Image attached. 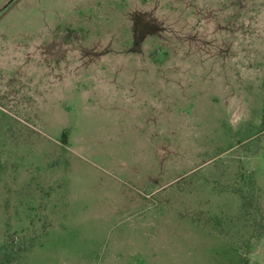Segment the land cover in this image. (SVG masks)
<instances>
[{
    "label": "rangeland",
    "instance_id": "obj_1",
    "mask_svg": "<svg viewBox=\"0 0 264 264\" xmlns=\"http://www.w3.org/2000/svg\"><path fill=\"white\" fill-rule=\"evenodd\" d=\"M0 264H264V0H0Z\"/></svg>",
    "mask_w": 264,
    "mask_h": 264
},
{
    "label": "crops",
    "instance_id": "obj_2",
    "mask_svg": "<svg viewBox=\"0 0 264 264\" xmlns=\"http://www.w3.org/2000/svg\"><path fill=\"white\" fill-rule=\"evenodd\" d=\"M131 97H133V95H132ZM129 99H130V98H129ZM155 171H156V170H155ZM155 171H154V172H155ZM150 173H152V172H150ZM154 178H155L156 181H153V182H151L150 184H147V187H149V188H146V189H147V191H149L150 193L157 192V190H158V191L161 190V189L163 188V185H164L163 182H162V179H161V178H162V177H161V173H159L158 175L154 176ZM169 184H170V183H168V184H166V185H169ZM150 193H146L145 196H149ZM145 205L148 206L149 204H148V203H145ZM148 209H151V208L148 207ZM137 218H138V220L141 221V222H142V221H143L144 223L146 222V220H144V219L141 218L140 216L137 217ZM125 220H126V218L123 219V220H120V221H125ZM133 221H135V220H133ZM174 231H175V230H174ZM175 232H177V231H175ZM177 233H178V232H177ZM137 234L140 236L141 231L138 230L136 227H134V229L130 230V231L127 232L126 234H125V233L122 234L123 236L119 237V240H120V239H122V240H121L119 246H118V247L115 246V248H118V249H119L120 251H122V252L126 251L127 249L130 248V246L128 245V242L130 241V239H134V238H136ZM139 236H138V237H139ZM199 237H201V236L199 235ZM208 237H210V238L215 237V234L210 233V234L208 235Z\"/></svg>",
    "mask_w": 264,
    "mask_h": 264
}]
</instances>
